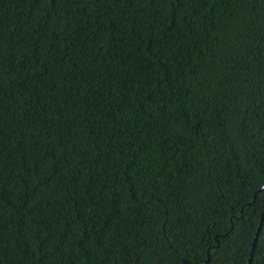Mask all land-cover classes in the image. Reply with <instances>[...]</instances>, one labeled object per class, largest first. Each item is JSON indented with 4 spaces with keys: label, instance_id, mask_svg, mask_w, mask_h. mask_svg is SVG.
Wrapping results in <instances>:
<instances>
[{
    "label": "trees",
    "instance_id": "1",
    "mask_svg": "<svg viewBox=\"0 0 264 264\" xmlns=\"http://www.w3.org/2000/svg\"><path fill=\"white\" fill-rule=\"evenodd\" d=\"M264 0H0V264H264Z\"/></svg>",
    "mask_w": 264,
    "mask_h": 264
},
{
    "label": "water",
    "instance_id": "2",
    "mask_svg": "<svg viewBox=\"0 0 264 264\" xmlns=\"http://www.w3.org/2000/svg\"><path fill=\"white\" fill-rule=\"evenodd\" d=\"M262 189H264V183H263V184H262V185H261V186H260L255 192H253V194H252V201H253V199H254L256 193H257L258 191L262 190ZM263 215H264V204H263V208H262V210H261V212H260V216H259L258 224H257L256 230H255V235H254V238H253L252 243H251L250 255H251V253H252V251H253V248H254V245H255L256 235H257L258 230H259V228H260V224H261V221H262ZM249 261H250V257H249V259H248L247 264H249Z\"/></svg>",
    "mask_w": 264,
    "mask_h": 264
}]
</instances>
